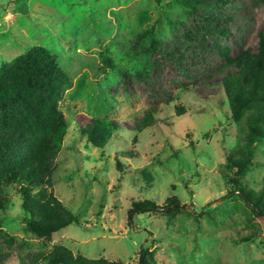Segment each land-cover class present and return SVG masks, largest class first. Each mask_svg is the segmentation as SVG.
<instances>
[{
  "label": "rangeland",
  "instance_id": "obj_1",
  "mask_svg": "<svg viewBox=\"0 0 264 264\" xmlns=\"http://www.w3.org/2000/svg\"><path fill=\"white\" fill-rule=\"evenodd\" d=\"M246 8L254 28L264 29V5L247 0ZM192 24L189 8L176 0H0V66L41 45L69 77L57 100L65 133L53 170L34 191L45 189L78 219L49 236L32 234L20 182L5 183L4 264H46L56 247L125 264L137 263L141 247L151 264H264V222L235 189L229 160L246 152L243 123L232 119L221 84L225 70L236 67L215 69L223 58L209 54L190 72H161L157 92L143 84L152 67L143 32L151 29L163 47L185 46ZM252 32L211 45L234 55L256 42ZM78 115L119 128L100 149ZM250 157L240 182L264 207V142L254 143ZM172 197L178 206L169 204ZM138 199L158 208L128 222Z\"/></svg>",
  "mask_w": 264,
  "mask_h": 264
},
{
  "label": "trees",
  "instance_id": "obj_2",
  "mask_svg": "<svg viewBox=\"0 0 264 264\" xmlns=\"http://www.w3.org/2000/svg\"><path fill=\"white\" fill-rule=\"evenodd\" d=\"M176 1L188 7L193 17V24L184 33L185 46L172 44L163 47L151 29L144 31L143 37L147 39L144 49L152 67L146 72L143 84L148 90L157 92L156 78L161 72H190L197 63L204 66L209 54L223 58L215 69L236 67L235 70H225L221 77L231 117L243 123L246 148L239 160L229 159L235 167L232 181L240 195L257 208L264 222L261 197L240 182L245 169L252 163V146L255 142H264V29L254 28L253 16L246 8L247 0ZM256 1L264 5V0ZM218 8H225V11L216 12ZM248 30L253 31L256 42L237 54H230L228 46L214 48L211 45L216 38L227 40L231 33L238 40ZM215 55L211 56L212 59ZM68 81L69 77L55 55L41 45L31 46L0 66V207L4 205L3 185L19 181L21 205L29 214L24 220L25 228L38 236H49L71 223H78L76 216L70 214L54 195L43 188L34 191L45 181L44 176L53 170L52 159L58 153L65 133V120L57 108V100ZM76 120L78 124H85L83 131L88 141L100 149L119 128L112 120L90 119L83 115L76 116ZM143 128L142 122L137 124V129L141 131ZM116 167L118 170L122 168L118 159ZM261 191L264 194V184ZM169 204L176 207L179 202L172 197ZM157 208L151 199L133 200L127 210V220L132 222L134 215ZM146 253L145 248L139 249L136 264H151L145 259ZM4 261L5 255L0 253V264ZM46 264L125 263L73 255L66 248L56 247L46 256Z\"/></svg>",
  "mask_w": 264,
  "mask_h": 264
}]
</instances>
